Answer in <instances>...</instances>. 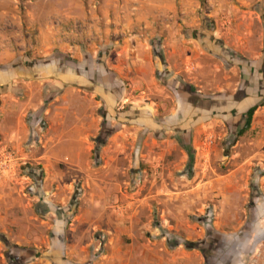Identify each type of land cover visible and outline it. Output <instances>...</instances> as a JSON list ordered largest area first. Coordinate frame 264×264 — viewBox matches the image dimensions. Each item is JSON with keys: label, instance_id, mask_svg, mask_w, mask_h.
<instances>
[{"label": "rangeland", "instance_id": "1", "mask_svg": "<svg viewBox=\"0 0 264 264\" xmlns=\"http://www.w3.org/2000/svg\"><path fill=\"white\" fill-rule=\"evenodd\" d=\"M68 1L9 6L19 15L54 14ZM170 1L174 9L151 30L141 23L116 37L117 52L126 41L150 51L155 82L137 90L107 67L97 74L98 57L113 48L100 49L95 35L94 47L74 59L60 51L83 45L81 22L51 21L55 58L75 61L74 73L94 69L85 80L105 89L76 91L81 117L96 119L78 144L64 137L73 130L69 117L60 126L56 115L67 103L24 112L22 132L10 133L22 111L8 116L0 133V264L15 253L4 243L23 249L20 264H264V0H197L188 12ZM101 2L87 10L98 13ZM30 19L8 38L41 65L49 58L38 54ZM253 106L250 129L238 137Z\"/></svg>", "mask_w": 264, "mask_h": 264}, {"label": "crops", "instance_id": "2", "mask_svg": "<svg viewBox=\"0 0 264 264\" xmlns=\"http://www.w3.org/2000/svg\"><path fill=\"white\" fill-rule=\"evenodd\" d=\"M100 1H102L103 9L98 13L87 10V5H93L92 0H69L66 3V8L54 14L42 12L37 15H19L14 8L9 6L10 0H0V133L2 127L9 126L5 123L12 114L22 111V113H18L17 124L10 125V133L14 132L15 129L22 132L25 130L24 112L35 111L47 101H49L50 107L62 102L67 103V105L59 107L60 110L56 109L58 111L56 115L60 117L59 125L63 126L64 116H68L73 124V130L67 136H64L73 138V140L69 139L67 143L78 144L83 142L82 140H89L87 132L95 126L96 119L91 118L86 111L84 117H81V110L76 107V104H81L78 97L83 95L76 93V91L84 93V96L88 93L101 94L105 89V85L95 86L92 78L88 81L85 80L88 79V76L85 77V75L92 74L94 69L81 67L80 69H84H79L77 73H74L75 66H73V63L75 61L63 65L61 61L59 62V57L55 58L52 49L54 46L57 47L55 45L57 41L55 39L56 35L53 33L55 29L51 25V21L54 19H60L65 24H69L71 21H79L84 27L83 42L81 41L83 45L78 46L80 40L75 41V44L72 41L70 45L63 46L60 51L70 52L74 59L76 56H80L79 48H84L86 52L87 49L94 47L92 42L95 39L92 40L91 38L92 35H95L98 42H103L102 45H98L100 49L113 48L111 51L113 55L106 56L103 53L104 51H101L102 56L98 57L100 69L97 74L98 72H104L107 67L118 78L128 80L134 90L141 89L145 79L151 78L152 82H155L153 77L155 70L150 59V51L147 48H145L146 50L143 49L146 46L138 41H126V45L122 46L121 51L117 52L114 50L118 47L116 37L118 34L135 29L141 23L151 30L157 22L161 21L164 15L174 9V3L170 0ZM177 6L182 7L187 12L190 8L196 10L197 0H177ZM25 16L27 19H25ZM30 18H33L32 25L34 24L35 28L33 27L31 32L34 33L36 39L38 54L41 55L47 51L46 56L49 58L48 60L42 59L41 65L35 63L36 59H40L41 56L35 57L33 52L19 55L12 48L13 44L11 43L14 41H11L13 39L8 38L13 32V28L17 29V27L25 24V20L29 23ZM19 42L17 41V43ZM21 42L25 44L24 41ZM40 48L43 50L39 53ZM143 53L145 57H142ZM67 89L70 91L69 94L65 92ZM115 92L114 89L113 94L106 93L105 95L109 96L111 100ZM68 95L71 97L68 98ZM35 96L37 102L31 101ZM67 99L72 101L70 102L72 105L69 104ZM81 129L85 130L86 135L88 134L86 139L79 137ZM75 136H77L76 142H74ZM52 142L57 141L53 139ZM62 142L66 143V139H63ZM70 149L69 147L66 148L65 152L70 151Z\"/></svg>", "mask_w": 264, "mask_h": 264}, {"label": "trees", "instance_id": "3", "mask_svg": "<svg viewBox=\"0 0 264 264\" xmlns=\"http://www.w3.org/2000/svg\"><path fill=\"white\" fill-rule=\"evenodd\" d=\"M256 109H257V107L256 106H253V107L249 108L246 111L245 116H244L243 125L241 126V128L239 129V131L237 133V136L238 137H242L244 134H246L249 131L250 126H251V122H252V117H253V114L256 111ZM4 244H5V247L6 248H8V249H14L15 250V253L13 252L12 256L6 255V262H7V264H20V263H17V261H15L14 259L18 257L17 254L19 252H21L23 249H20V248H17V247H13L11 245H8L7 243H4Z\"/></svg>", "mask_w": 264, "mask_h": 264}]
</instances>
